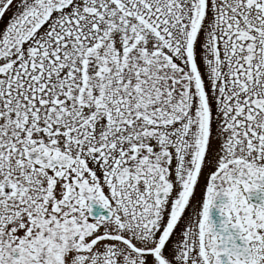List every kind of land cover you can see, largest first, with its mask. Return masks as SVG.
Returning a JSON list of instances; mask_svg holds the SVG:
<instances>
[{"label": "snow or ice", "instance_id": "1", "mask_svg": "<svg viewBox=\"0 0 264 264\" xmlns=\"http://www.w3.org/2000/svg\"><path fill=\"white\" fill-rule=\"evenodd\" d=\"M0 264H264V0H0Z\"/></svg>", "mask_w": 264, "mask_h": 264}]
</instances>
